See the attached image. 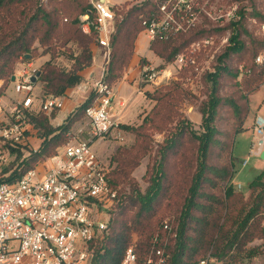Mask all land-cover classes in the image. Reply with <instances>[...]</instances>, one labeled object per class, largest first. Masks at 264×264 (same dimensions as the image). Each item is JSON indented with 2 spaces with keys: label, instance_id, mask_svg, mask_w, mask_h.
Masks as SVG:
<instances>
[{
  "label": "trees",
  "instance_id": "16d2710c",
  "mask_svg": "<svg viewBox=\"0 0 264 264\" xmlns=\"http://www.w3.org/2000/svg\"><path fill=\"white\" fill-rule=\"evenodd\" d=\"M161 1L148 0L136 5L126 2L123 5L131 6L126 12L114 8L119 18L115 21L110 61L105 73V82L111 89L123 79L135 55L137 38L146 28L145 22L159 18ZM87 14L92 19L94 9L89 0H0V82L6 85L11 80L16 63L34 53L33 45L38 42L53 58L58 44L73 43L80 51L72 55L73 66L68 71L59 68L52 60L43 66L39 81L43 84L44 96L63 97L82 84L85 80L83 72L93 64L91 46L97 44L95 32L87 35L82 31L80 19ZM241 16L239 22L229 26L232 35L229 46L219 57V66L207 75L211 92L200 111L203 132H189L183 124L178 133L167 139L165 149L161 148L159 153V163L149 172L150 185L144 193L131 174L150 150V139L144 132L146 123L158 120V126L163 128L170 119L173 100L183 94L171 90L156 98L159 105L151 118H145L141 127L120 126L121 130L135 132L139 142L134 149L120 150L116 156L118 169L109 181L114 188L119 190L121 187V202L110 221L109 236L103 244L96 246L92 264H120L130 246H134L138 264H142L153 250L152 239L160 227L163 229L168 214L175 217L172 226L177 237L171 238L166 248L169 255L167 264H198L209 254L220 264H237L244 255L248 259L256 255V252L247 250V245L257 237L262 238L263 234L260 225L264 219V171L251 183V195L246 201L240 199L232 186L225 190L221 187L232 177V165L227 156L232 153L235 136L242 131L250 114L247 96L225 102L219 92L224 75L237 77L239 73H232L228 62L237 56L238 63H244L245 70L251 73L245 80V89L249 93L257 91L264 80V64L256 63V58L264 51V39L253 37L246 29L245 15L242 13ZM251 18L264 25V13L256 7ZM196 29L167 40L158 38L151 42L150 49L166 64L172 63L195 40L204 36L205 32ZM244 35L249 42L243 39ZM4 89L5 86L0 87V97ZM146 96L150 98L149 94ZM95 99L96 94L92 92L59 127L51 124L57 110L31 117L38 137L43 140L42 145L37 152L30 151L23 160V170H16L5 179L16 181L53 157L71 140L72 127L85 116ZM224 103L231 108L234 120L226 134L219 125ZM186 131L198 143L190 169L185 167V155L180 152ZM12 152L19 154L21 159L20 149H12ZM126 186L130 192L124 195ZM236 201L240 205L237 206ZM134 235L138 239L133 244Z\"/></svg>",
  "mask_w": 264,
  "mask_h": 264
},
{
  "label": "built area",
  "instance_id": "2783aa9c",
  "mask_svg": "<svg viewBox=\"0 0 264 264\" xmlns=\"http://www.w3.org/2000/svg\"><path fill=\"white\" fill-rule=\"evenodd\" d=\"M193 0H162L159 18L145 22L144 33L152 42L188 33L196 26L197 11ZM94 9L81 17L82 31L96 33L97 45L111 54V38L117 14L112 6L91 0ZM181 67L183 54L176 58ZM264 64V53L256 58ZM106 68L93 85L82 83L77 90L96 99L85 112L92 128V139L73 140L58 149L42 169L26 172L16 181L0 182V264H92L97 244L109 236L112 215L121 202L119 190L109 181V168L94 148L93 139H104L113 133L121 138L120 122L112 115L113 90L105 82ZM36 70L23 66L15 76L14 89L23 99L4 106L0 98V147L29 148L27 133L31 117L40 112L52 113L63 108L61 97H34ZM141 83L154 82L158 76L151 65L142 67ZM87 96V97H88ZM122 139V138H121ZM30 149V148H29ZM36 152L37 150H31ZM264 151V117L253 122L251 155L261 158ZM249 159L243 165L247 166ZM7 176L6 178H8ZM241 188V186H239ZM177 237L171 222L152 239L153 250L142 264H167V246ZM210 256L198 264H211ZM120 264H138L134 246H130Z\"/></svg>",
  "mask_w": 264,
  "mask_h": 264
},
{
  "label": "rangeland",
  "instance_id": "374dc122",
  "mask_svg": "<svg viewBox=\"0 0 264 264\" xmlns=\"http://www.w3.org/2000/svg\"><path fill=\"white\" fill-rule=\"evenodd\" d=\"M127 1L128 0H107L110 6L123 12H126L131 6L117 5L124 4ZM145 1L148 0H131L130 4L136 5ZM89 2H91V0H89ZM192 4L198 15L194 28L197 27L196 30L203 31L205 34L201 38L199 37L195 40L182 53L185 56L186 64L181 67L176 63L175 59L174 62L169 64L162 61L163 63L160 65H155L145 59H141L139 65L141 67L150 64L153 65L154 68H156L158 78L153 83H141V77H139L140 83L137 81L133 84H125L118 94L115 89L113 91L116 100H123L127 107L118 109L114 101L112 105V115L118 114L122 117L121 126L126 125L133 128L141 127L145 118H151L153 110L159 105L156 98L160 95H164L171 90H176L183 94L180 98L178 97L173 100L169 111L170 119L164 124L163 128L158 126V120H155L153 123H146L144 132L149 136L150 150L147 155L140 160L139 165L131 174V178L136 181L139 189L143 193L150 185L149 172H151L155 164L159 163L161 159L159 153L161 152V148L165 147L167 139L171 138L172 134L178 133V129H180L183 124L185 129L189 132L190 130L197 133L203 132L202 114L200 111L203 103L207 101L211 92V84H208L207 75L216 71L219 66V57L229 46V39L232 35L231 29L229 28L230 24L239 22L242 17L241 14L243 13L245 15L244 23L246 24L247 31L253 37L264 39V25L251 18L254 7H256L258 11L264 13V0H193ZM243 39L249 42L247 35H244ZM94 45L95 44L91 46V49ZM32 49L35 51L34 53L28 54L29 58L25 56L16 63L13 76L18 75L23 66H31L33 70H36V75L38 72H41L42 75L43 66L51 60L62 70L68 71L73 66V61L71 59L72 55L80 53L79 49L73 43H68L64 46L63 44L55 46L56 57L54 58L51 54L45 53L46 49L42 48L38 42L33 45ZM262 53H264V51H262L261 54ZM150 57L153 58L152 55ZM109 61L110 58H106V69ZM144 61L145 64L143 65ZM238 61L239 57L235 56L228 62V66L232 68V73H239L237 77L224 75L220 82L219 92L225 99V102L230 99L237 100L241 96H247L250 105V114L242 131L235 136L236 142L232 148V153L229 157L227 156L232 165V177L228 182H223L221 187L225 190L229 186H232L235 193L241 197L240 199L246 201L251 195V183L264 171V160L251 155L253 139H251V136L249 138V135L241 136V134L247 130V122L250 123L256 113L264 117V80L256 88V90H258L254 93L246 91L245 80L250 78L251 73L245 70L244 63H238ZM39 80L40 78L35 83L34 90V97L37 101L45 97L43 93V84ZM89 80L87 77L83 83ZM13 83L12 78L6 85L4 82H0V87L5 86L4 94L0 97L3 100L4 106H11L23 99V95L15 92ZM146 94H149L150 98H148ZM73 96L83 98L85 95L76 89L73 91ZM63 113H65V111L61 109L54 123L60 122ZM163 114L164 113H162L161 116H163ZM189 123L190 125L187 127ZM233 124L232 110L228 104H225L221 111L219 125L226 134ZM188 131H186V137L181 141L180 152L185 155V167L190 169L192 164H194L192 157L196 156L198 143L188 135ZM230 132L231 130L229 134ZM117 137L118 135L113 133L104 139H98V141L93 139L95 142L94 148L109 168L110 178L113 172L118 169V162L116 161L118 152L120 150H132L139 142L135 132L121 130L122 139H117ZM69 138L71 139L69 142L73 140L82 141L92 139V128L86 116L72 127ZM222 139H224V135ZM164 149L165 148H163V150ZM30 151L31 149L25 147L23 151L21 150L23 155L21 159H19V154H14L12 149L8 150L7 147L1 146L0 179L10 176L13 172H16V170H23L22 162L29 156ZM247 159H249V164L244 166L243 163ZM223 161L225 162L226 159ZM45 162H47V160ZM42 166L44 167L43 163ZM239 186H241V188ZM119 190L121 191V187H119ZM129 192V187L126 186L123 194H129ZM166 202L167 201H165V203ZM236 204L238 206L240 202L236 201ZM113 216L114 214L112 218ZM165 221L174 224V215L168 214L164 222ZM260 228L263 230V234L261 235L262 238L257 237L247 245V250L256 252V255L250 259L246 258V255H244L243 260L237 264H264V219L261 221ZM161 230L160 227L157 233ZM137 239L138 236L134 235L132 243H136ZM208 256H210V254L206 257ZM211 264L220 263L212 259Z\"/></svg>",
  "mask_w": 264,
  "mask_h": 264
},
{
  "label": "crops",
  "instance_id": "0c3cea01",
  "mask_svg": "<svg viewBox=\"0 0 264 264\" xmlns=\"http://www.w3.org/2000/svg\"><path fill=\"white\" fill-rule=\"evenodd\" d=\"M102 2V0H100ZM131 0H128L127 2H130ZM105 3H108L107 0H104ZM109 4V3H108ZM125 4V3H124ZM123 4L117 5V6H121ZM151 46V41L149 40L148 36L142 32L136 41V49H135V55L133 56V59L128 67V69L126 70L124 77L121 81H119L118 83H116L112 90L114 91V89L116 90L117 94L121 92V88L124 87L125 84H133L135 82L138 81V83H140V75H141V66L140 61L141 59H145L155 65H160L162 62V60L157 57L153 51H151L150 49ZM93 50V64L90 68H88L87 70H85L83 72V77L85 79H87L89 81H86L87 84L89 85H93L96 80L99 78V75L102 73L103 69L105 68V62H106V58H107V51L106 49L98 46L97 44H95L92 47ZM152 55L153 58H151L150 56ZM151 65V64H150ZM153 66V65H151ZM154 67V66H153ZM139 79V80H138ZM139 85V84H138ZM76 90L72 89L69 90L65 96L61 97L62 102H63V108L62 110L65 111V113H63V117H61V120L59 123H54V121H56V118L59 116V112L60 110H57L56 113V117L54 119L51 120V124L54 127H59L62 126L65 123V120L67 119V117L74 112L87 98V94L84 93V97L80 98L77 96H73V91ZM114 103L116 104V108L118 109H124L127 107L126 103L123 100H116V97H114ZM9 106V105H8ZM47 114H51V113H47ZM256 115H258L257 113L255 114L253 120L248 123L247 122V130H245L244 133L241 134V136H248L251 139H253V122L254 119L256 117ZM260 115V114H259ZM114 116L117 118V120H119L120 124H121V116L118 114H114ZM42 139H40L38 137V130L31 125L29 127L28 133H27V142L29 144V148L31 150H39L41 145H42ZM60 149V148H59ZM36 151V152H37ZM38 169H42V165L38 167Z\"/></svg>",
  "mask_w": 264,
  "mask_h": 264
},
{
  "label": "water",
  "instance_id": "95a60500",
  "mask_svg": "<svg viewBox=\"0 0 264 264\" xmlns=\"http://www.w3.org/2000/svg\"><path fill=\"white\" fill-rule=\"evenodd\" d=\"M102 2H104V0H102ZM26 58H29V55H26ZM41 76V72H38V74L36 75V77L33 78V83H36L37 80L40 78ZM12 81H15V76L12 77ZM261 159L264 160V151L261 154Z\"/></svg>",
  "mask_w": 264,
  "mask_h": 264
}]
</instances>
